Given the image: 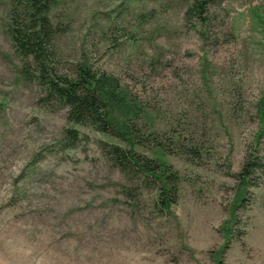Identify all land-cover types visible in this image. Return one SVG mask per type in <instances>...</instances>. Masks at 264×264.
Returning <instances> with one entry per match:
<instances>
[{"label":"rangeland","instance_id":"rangeland-1","mask_svg":"<svg viewBox=\"0 0 264 264\" xmlns=\"http://www.w3.org/2000/svg\"><path fill=\"white\" fill-rule=\"evenodd\" d=\"M194 1L59 0L51 13L60 70L109 77L134 150L178 174L168 209L162 181L102 146L128 142L70 121L23 77L0 0V264H264V0H209L201 19Z\"/></svg>","mask_w":264,"mask_h":264},{"label":"trees","instance_id":"trees-1","mask_svg":"<svg viewBox=\"0 0 264 264\" xmlns=\"http://www.w3.org/2000/svg\"><path fill=\"white\" fill-rule=\"evenodd\" d=\"M58 2L59 0H12L11 2L12 42L17 55L22 60L23 77L36 80L46 88L49 97L68 106L70 121L91 125L101 132L112 134L128 142L129 148L110 143H103L102 146L115 165L123 171H137L162 181L159 200L169 209L177 200L178 174L173 172L172 167L166 165L164 160L150 158L134 150L135 145L141 141L139 135L128 120L121 124L112 116L111 103L117 98L115 90L108 86L112 80L106 75L98 76L86 64H80L74 73H68L60 70L55 63L57 27L54 25L51 13ZM208 2L209 0L194 1L187 13L191 18L201 19ZM108 96L112 99L109 100ZM121 102L124 106L128 103L125 99ZM134 111L136 112V108L133 107V113ZM66 132L68 139L73 143L79 140L77 129H67ZM254 165V160H249L240 173L243 186L248 187ZM168 169L171 171L167 173L164 181L163 177Z\"/></svg>","mask_w":264,"mask_h":264}]
</instances>
